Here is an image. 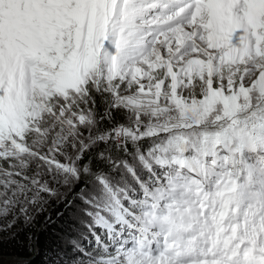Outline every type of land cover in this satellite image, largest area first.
Wrapping results in <instances>:
<instances>
[{
    "label": "snow or ice",
    "instance_id": "obj_1",
    "mask_svg": "<svg viewBox=\"0 0 264 264\" xmlns=\"http://www.w3.org/2000/svg\"><path fill=\"white\" fill-rule=\"evenodd\" d=\"M51 201L70 264H264V0H0V232Z\"/></svg>",
    "mask_w": 264,
    "mask_h": 264
},
{
    "label": "trees",
    "instance_id": "obj_2",
    "mask_svg": "<svg viewBox=\"0 0 264 264\" xmlns=\"http://www.w3.org/2000/svg\"><path fill=\"white\" fill-rule=\"evenodd\" d=\"M99 107L102 111L103 105ZM81 219L88 220L87 217H78L73 208H65L56 201L50 202L48 212L38 217L35 223L20 218L11 229L0 232V264H70L75 256L80 255L71 243L79 234L83 241L88 240L85 243L89 248L96 243ZM0 222L6 223L7 220Z\"/></svg>",
    "mask_w": 264,
    "mask_h": 264
},
{
    "label": "rangeland",
    "instance_id": "obj_3",
    "mask_svg": "<svg viewBox=\"0 0 264 264\" xmlns=\"http://www.w3.org/2000/svg\"><path fill=\"white\" fill-rule=\"evenodd\" d=\"M77 242H79V244L83 245L84 247L88 248V249H92V248H89L85 242H88V240H84L81 238L80 234H79V237L78 239L76 240ZM75 245L72 243V248L74 247ZM74 253H76L77 251H73ZM80 253V252H78Z\"/></svg>",
    "mask_w": 264,
    "mask_h": 264
}]
</instances>
